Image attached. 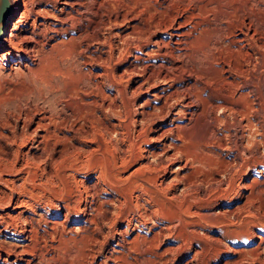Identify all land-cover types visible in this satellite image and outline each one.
I'll use <instances>...</instances> for the list:
<instances>
[{
    "label": "bare ground",
    "instance_id": "obj_1",
    "mask_svg": "<svg viewBox=\"0 0 264 264\" xmlns=\"http://www.w3.org/2000/svg\"><path fill=\"white\" fill-rule=\"evenodd\" d=\"M8 1L10 6L1 21L0 40L12 7L16 16L3 37L4 49L0 51V114L4 116L3 122H0V161H5L0 164H3L7 172L24 173L23 181L33 178L37 174V169L42 172L43 178H46L45 180L49 183L56 179L53 187L47 188L52 194L51 197L67 201L64 206L68 211L74 209L76 212H82L83 214L79 216L84 218L81 222L85 226H87L86 222L94 223L98 227L100 226L98 221L103 224L112 222L118 217L117 215L122 213L124 207H127L128 214L133 209L134 212L138 211V215L143 219L140 221L139 218H136L139 223H147L157 216L173 222L175 219H181L184 214H196L197 212L191 211L188 205L184 208L185 200L179 199V194L170 192L180 182L185 189L190 188L195 176L201 170L193 164V161L197 159L187 153L188 143H185L191 139L193 130L191 132L189 130L194 124L203 126L206 132L204 145L212 147L205 148L208 152L206 155H214L217 159L214 166L221 167L223 171L232 167L229 169L233 170L231 176L238 174L240 163L247 158V154L245 157L243 151L251 152V147L255 148L256 143L264 149V0ZM91 4L108 10L105 9L109 14L102 22L107 24V27L109 24L125 27L120 31L113 32L109 25L108 34L101 33L102 37L98 33L84 34L85 32L81 30L78 39L91 38L100 43V39L104 37L105 40L102 39L101 43L104 42L106 46L109 44L111 51L108 53H111V56L113 55V45L116 43L113 44L111 38L117 37L120 39L121 45L118 46H121L122 54H129L132 49L141 50L146 54V57L135 54L136 61L130 64L131 67L141 68L138 73L140 76L139 88L141 85L147 90L154 87L152 97L144 100L143 105L150 106L156 112L150 108L151 111H146L147 109L144 107L141 118L145 122L153 120L155 117H152L153 114L164 118L161 129L155 138L144 137L145 133L142 132L143 130L141 131L145 140H156L159 144L158 147L152 148V151L148 150L151 158L146 157L143 162L140 161L139 168L142 170V175L139 178L136 176L132 178L129 175L124 177L117 170V159L122 166L126 167L132 161L145 155L142 154L143 147L139 141L133 143L130 140L133 144L129 141V148L125 150L129 153L121 148L122 151L114 161H101L95 155L100 148L101 150L107 149L109 143L104 136V131L99 128L104 124L103 120L101 119L102 124L97 126L96 122L100 119V115L97 116L96 113H93L94 110L89 104L90 100L92 103V100L97 98L89 100L82 98L81 92H85L83 89L86 86L82 88L83 85L79 82L84 83L82 79L80 81L82 77L87 79V82H92L98 72L95 73L86 66L81 69L82 71H79L82 75V77L78 76L79 80L74 74L75 71L72 72L77 69L78 64L84 65L98 58L104 59L109 54H99L96 49H89L88 45L74 41L69 53L72 52L73 55L78 56L72 59L67 58L68 60L63 59V56L61 58L63 62L58 58L69 48V42L76 40L75 35L70 36L71 30H74L78 24L80 25L86 17L88 19V5ZM1 8L0 0V14ZM95 22L97 23L96 20ZM96 26L99 27L98 23ZM160 32L164 33L159 34ZM68 35L70 37L66 38ZM154 36L156 38L153 39ZM147 44H150L149 48H145ZM82 50L88 51L84 53ZM13 57L17 60L13 65L8 64V59ZM59 61L61 64L58 63ZM52 63L57 64L58 67L55 65L57 68L52 70L50 67ZM95 83L97 85V81ZM84 85L86 84L84 83ZM93 88L92 86L90 91ZM55 110L71 113V116L76 115V118L81 117L89 122L91 120V123L95 122L96 125L93 124L92 128L94 131L91 130L89 135L90 142H93L94 146L92 145L90 148L83 146L85 147L83 148L76 145L71 150L68 144L67 147L63 146V153L58 158L49 155L50 153L47 151L49 140L53 143V145L50 143V149L51 147L53 149L57 143L67 142L68 139L75 137L79 138L78 141L81 145L88 144V139H81L78 135L79 125L75 126V121L73 122L74 126L69 124L70 135L64 132H62L63 135H60V130L63 128L61 124H66V120L65 116L63 119L61 116L62 121H65L61 123V120L56 118L58 114L54 115ZM87 112L92 114L91 117H88ZM66 118L68 119V117ZM142 120L140 123L143 122ZM111 126L113 127L114 124L112 123ZM112 127H104V130L111 133L115 130ZM87 132L83 131L82 135ZM27 143H32L33 147L22 151L21 146ZM224 149L231 150L230 160L226 161L220 155V151L222 152ZM56 150L58 149L56 148ZM19 161L24 162L23 167L17 166ZM40 162H45L44 166H41ZM198 162L202 161L198 160ZM69 170L71 171L69 172ZM168 170L173 172L171 177L163 179L162 175ZM76 172H81L85 176L84 179H76L74 176ZM36 183L38 182L36 181ZM47 184L45 185L47 186ZM25 185L26 183L22 182L17 186L21 190ZM50 185L52 186V184ZM103 185L113 190L114 197L110 198L104 194V197H101V191L107 190ZM244 185L249 189L252 188L248 183ZM72 188L84 192L87 196L86 199L83 200L82 195L79 198L74 197V199L72 195L75 193ZM10 189L12 190L13 187L11 186ZM28 190L30 191V189ZM22 192L27 194L25 189ZM133 196L137 198V201H133ZM36 199L38 200V198ZM70 199L72 202L68 201ZM141 199H144V202ZM177 199L180 200L177 205L178 211H174L169 202L171 200L170 203H172ZM6 200H12L11 194ZM83 201L85 203L81 206ZM18 202L19 205L29 206L33 212H36L35 206L29 204L30 202L24 199H18ZM103 203L108 206L104 208ZM145 203H149L150 207H147ZM103 208L104 212H101ZM88 209L91 211L88 212ZM23 214H25L24 211H20L16 216H9V219L0 214V223H5L3 225L5 229L11 226L22 233V238L28 237V242L24 243H17V241L16 243L15 241L6 243L4 239V241L0 240V249L2 247L8 253L13 252L16 256L21 255L18 258L23 262L22 264H33L36 258L39 259L37 261L40 264H111V260L115 256L112 253H105L100 260H96L97 255L91 251V249L95 250L91 244L99 242V246H101L100 243H104L102 239L89 234L81 238L70 235L66 237L68 234L65 235L63 227L61 228L62 220L60 222L53 221L51 224L45 221L47 227H43L44 232H39V227L42 225L39 223L40 220L35 219L36 217L34 218L31 213ZM111 214H114V217ZM123 218L126 220V224H130L133 219L127 214ZM257 218L258 222L264 223V217L257 216ZM251 229L253 230V228ZM250 232L249 234H251ZM57 234L59 238L55 239L59 244L53 245V243L49 247L59 250L63 255H59L60 253H55V251L49 255L48 251L46 252L48 250L46 245L38 243L39 239L45 237L53 239ZM124 238L118 242L121 247L124 246L123 241L126 240ZM143 238L142 240H144ZM261 239L263 241V237ZM131 245L129 244V247ZM136 248L137 246L134 249L137 250ZM119 249L116 248L115 251L118 252ZM246 250L241 251L242 255L238 261L235 260L237 264H264V249L260 242ZM117 256L125 258V254H117ZM240 260L243 263H240ZM128 261L129 264L138 263L137 261L135 263Z\"/></svg>",
    "mask_w": 264,
    "mask_h": 264
},
{
    "label": "rangeland",
    "instance_id": "obj_2",
    "mask_svg": "<svg viewBox=\"0 0 264 264\" xmlns=\"http://www.w3.org/2000/svg\"><path fill=\"white\" fill-rule=\"evenodd\" d=\"M92 5L93 4L88 5V9H89L88 15L89 16L88 15L87 16H88L89 20L86 17L81 22L80 25L78 24L74 30H71L70 36L72 34H73V36L75 35L76 40L74 39L73 41L71 40L72 42L71 41L69 42V44H68L69 48L66 49L67 51L65 50L63 52L64 55H63V53L60 54V56L58 57L59 60L61 58H63V56H64L63 59H65V58L66 59L67 58L72 59V58H76L78 56V55L76 56L75 54L73 55L72 52L69 53V51H71L70 47H72L71 44L74 41H80V43L82 45H88L90 47L89 49H96V52L99 54L106 53L105 55H107V53L111 51V47L108 46L109 44H107V46H106L104 42H103L104 44L101 43L102 39L105 40L104 37L100 39L101 40L100 43L97 42L95 39H91V38H82V39L80 38V39H78L79 35H80L79 33L82 31L85 32L84 34H97V33L98 34L104 33L105 35L108 34L107 29H108L110 24L107 27V24L102 23L107 18L106 15L109 14L108 12H106L107 9L105 8L106 9L105 10L104 7L98 8L96 6V4H94L93 5L94 8H92L93 7ZM96 7H97V9L95 10ZM101 10H102V12H101ZM15 16H16V14L14 13L13 7H12V11H11V13L7 19V22L5 24V30L2 34V39L0 40V51L2 49H4L3 48L4 44H3L2 40H3V37L6 35L7 31L9 30V27H11V25H12L11 21L13 20V18ZM99 16H100V18H99ZM93 19H94V21H93ZM95 20L97 21L99 27L96 26L97 23L95 22ZM94 24H95V27H94ZM80 26H81V28H80ZM105 26H106V28H105ZM124 27L125 26L110 25V29L113 32L114 31L115 32L120 31V29H122ZM163 33L164 32H160L159 34H163ZM76 34L78 35V37ZM157 35H158V33H157ZM70 36L68 35L66 38H68ZM102 36L103 35L101 34V37ZM154 38H156V36H154L153 39ZM111 39L113 41V44L115 42L117 43V44L115 43L113 45V50H112L113 55L110 56L111 53H108L109 55L104 57V59L98 58L97 60H93L92 62H89L88 64H84V65L78 64L79 67L77 65V69H74L72 72H74V71L76 72V73L74 72V74H76L77 80H79V78L82 77V75L80 74L79 71L81 69H84L86 66H88L93 72H95V73L98 72V73H96L97 75H95V78L93 79L92 82H87V79H85L84 77L80 78V81L83 80L86 85H84L83 82L78 81L81 85H83L82 88H84L85 86L87 87V88L85 87L83 89V91H85V92H81L82 98L87 99V100L97 98V99H93L94 101L92 100L93 104L91 103V100L89 103L90 107H92L91 109L94 110L93 113H96L97 116H98V114L100 115L99 116L100 119L97 120V122H96L97 126L100 125L102 120H103L102 122L105 124L104 125L101 123L102 126L100 125L101 127L99 126V128H101L102 131H104V136H106L105 138H106L107 142L109 143V145H108L107 149L103 148L105 151L103 149H102L103 150L102 151L100 148L96 152L95 155L101 161H106V160L107 161L108 160L114 161V160H116V157L119 154V152L122 151L121 148H123L125 151L129 148L130 143L133 144L134 142L139 141L143 147L142 148V154H145V155H143L141 158H139L136 161H132L126 167L122 166V164L119 162V159H117V162H118L117 170H118L119 174L121 173V175L124 177H127L129 175L132 178H135V176H136V178H139L142 175V170L139 168L140 161L143 162V160H145L146 157L151 158L150 153H148V150L150 149L149 151H152L151 149L152 148L154 149L159 144V142L156 140H145L144 137L149 136V137L155 138L161 129L160 127H161L162 122H163L162 119H164V118H161V117L157 116L156 114L152 115V117L155 116V117H153V120H149L146 122L143 121L141 118V117H143L142 111L144 110L143 109L144 107H145V109H147L146 111H148L150 109L152 110V108L150 106L143 105V102H144V100H147L148 98L152 97V92H153L152 89H154V87L147 90L145 87H142V85H141V87L139 88L140 84L138 86V83L140 80L139 79L140 76L138 73H140L139 69L141 70V68L133 67V66L131 67L130 64L132 62L136 61L135 56H134L135 54L142 55L145 57H146V54H144L141 50L139 51L137 49H132L131 50L132 52L129 54H126V55L124 53L122 54L123 51L121 49V46H118V45H121V43L119 42L120 39H118L117 37H113ZM108 41H109V39H108ZM103 47H104V49H103ZM149 47H150V44H147L145 48H149ZM118 49L120 50V52L118 51ZM82 51L85 53L88 50H86V51L82 50ZM68 54H70V55H68ZM107 58H108V60H107ZM63 59H61L62 62H63ZM16 60H17V58L15 59V57H13L11 59H8L7 63L13 65V63ZM61 61H59L58 63L61 64ZM136 63H138V62H136ZM52 65L50 66L52 68V70L56 66L58 67L57 64H55L56 65L55 66L54 63H52ZM80 67H82V68H80ZM67 75H69V74H67ZM78 76H80V77H78ZM96 81H97V85L95 83ZM91 85L94 87L91 90L92 93L90 91V89L92 88ZM88 87H89V89H88ZM87 90H89V91H87ZM90 94H91V96H90ZM81 97H80V99H81ZM94 102H96V103H94ZM141 105H143V106H141ZM107 106H108V109H107ZM89 110H90V108H89ZM54 112H55V114H54L55 116L58 114V116H56V118H59L58 120L59 121L61 120V123L65 122L64 120L62 121V119L64 118L63 116H65L66 124L65 123H62V124H64L66 127L61 124V126L63 128H61V130H60V135H63L62 132L67 133V135L68 134L70 135L71 133L68 130V129H70V125H72V126H74V125L78 126L79 125L78 126L79 128H77V133L81 139H88L87 143L89 145L88 144L81 145L80 142L78 141L79 138L75 137V138L68 139L67 142L65 141V142L57 143V145L55 147H53V149L55 148L53 150L52 147L50 149V143H52V142H51V140H49V146H48V150H47L48 153H50L49 155H53L52 156L53 158H58L63 153L62 152L63 146L67 147L68 144L70 145L71 150H73L74 146H76V145L82 146V147L85 146L86 148H90V147H92V145L94 146L93 142H90V138H89L90 136L89 135L91 133V130L94 131L92 128H93V124H95V122L91 123L92 122L91 120L89 122L88 120L86 121L84 118L81 119V117L80 118L77 117L79 119L78 120L76 118V115L73 117V115L71 116V113L67 114L65 112L66 113L65 114L64 112H60V111L58 112L57 110H55ZM89 112H87L88 113L87 115H88V117H91L92 114ZM1 115L2 114H0V122L2 123L4 120V116H1ZM69 115H70L71 119L69 118ZM66 117H68V119ZM1 118H2V120H1ZM75 118H76V120H75ZM131 119H133V120H131ZM141 120L143 121L142 123H140ZM74 121L76 123L73 125ZM132 121H136L138 124L136 122H132ZM67 122H68V124H67ZM79 122H80V124H79ZM131 122H132V124H131ZM110 123L114 124V126H113L114 128L111 126ZM81 124L83 126H80ZM107 126H109L110 128L112 127L115 130L112 131L111 133L110 132L108 133L104 130V127H107ZM80 128L81 129L83 128V130H81ZM88 128H90V129L88 130ZM83 131L84 132L89 131V132L82 135ZM141 131L145 134L143 135V133H141ZM147 132H148V134H147ZM189 132H191V136H190L191 139H190V141L185 142L186 144L188 143L187 144L188 145L187 153L189 155H191L192 157L197 159V160L193 161V164L197 165L196 167H198V169H201V170L199 171L200 173L198 172V175L195 176L190 188L187 187L185 189L183 187L182 183L180 182V183H177L176 186L170 190V192L171 193H177V195L179 194L178 195L180 197L179 199L185 200L184 208H186L185 206L188 205V208L191 211L193 210V211L197 212L194 215L184 214L181 216V219H178V220L175 219L173 221L174 223L170 222L167 219H162V217H160V216H157L156 218L149 220L147 222L148 224L146 222L145 223H142V222L139 223L138 221H136L137 220L136 218H139L138 220H140V221H143V219H141L140 216L138 215V213H137L138 211L136 210L134 212V209H133L132 211L130 210V212L128 214V212H126L127 207H124L125 206L124 205L123 206L124 209H122V213L119 215L116 214L118 217H116V219H114L112 221L113 223L107 222V223L103 224L97 220L101 227L96 226L94 223L89 224L88 222H86L87 226H85L84 223L81 222V220L84 218H80V216H79V215L83 214L82 212L81 213L78 211L76 212V210H74V209L68 211V210H66V207L64 206L67 203V201H63L62 199H54L53 197H51L52 194L50 193V190H48V189L53 187V185L55 183L54 181L56 179H54V181L49 183V181L45 180L46 178H43L44 175L41 174L42 172L37 169V171H36L37 174H35L33 176V178H31V179L27 178L26 180L23 181V175H25L24 173L16 174V173L7 172L4 169L3 164H0V167H1L0 168V171H1L0 172V198H1L0 199V204H1L0 205V212H1L0 214L1 215L3 214L2 215L3 217H5L6 219H9V216H16V214H18L20 211H24L25 214L31 213L32 215H34L33 217L34 218L36 217L35 219H39L40 220L39 223L42 224L39 227V232H44L43 227H47L46 223H44L45 221L48 224H51L53 221L60 222L62 220L61 223H63V224L61 225V228L63 227L65 235L68 234V235H66V237H68L70 235V236H75L76 238H81V237H85L89 234L92 236H96L99 239H102L104 241V243H100L101 246H99V242L97 244H91V246H93L95 248V250L91 249V251L95 252V255H97L96 260H100L105 253L106 254L112 253V255L113 256L115 255V256L113 257V260H111V264L112 263L113 264H129L128 260L132 261L133 263H135L137 261L138 262L137 264H229L230 262H231L230 264H237L236 262L238 261L239 257H241V255H242L241 251H244L248 248H252L254 245H257L259 242L261 243L262 249H264V223L257 221L258 220L257 216L258 217L259 216L264 217V155H263L264 149L260 144L256 143V147H257V148L255 147L256 149L254 147H251V149H250L251 152L248 150L243 151V155L245 154L244 156L246 157V154H247V158L240 163V168H239L238 174L231 176L230 174L233 172V170H229V169H231L232 167L229 169L227 168L226 169L227 171H223V170H221V167L218 168L216 164H215L216 166H214V162L217 161V159L214 155H210V154L206 155V153H208V152L206 151L205 148L210 149L212 147L204 145V139H205L204 137L206 136V132H205L203 126H201L200 124H194L192 126V129L189 130ZM105 133H107V134H105ZM87 134H88V136H87ZM137 136H139V137H137ZM133 137H136V138H133ZM140 139H143V140L140 141ZM130 140H132L133 143ZM129 141H130V143H129ZM61 144H62V146H61ZM63 144H66V145H63ZM52 145H53V143H52ZM125 146H127V147H125ZM29 147L30 148L33 147L32 143L24 144L23 146H21V149H22V151H27V150H29ZM85 147H83V148H85ZM56 148L58 150H56ZM204 151H205V153H204ZM125 152H128V151H125ZM209 152H210V150H209ZM262 152H263V154H262ZM128 153H125V154H128ZM220 153H221L220 155H222L226 161L231 159L232 154H231L230 149H224V150H222V152L220 151ZM213 156H214V158H213ZM95 159H97V158L95 157ZM219 159L222 160V158H219ZM198 160L202 161V162L199 163ZM3 162H5V161H0V163H3ZM246 162H247V164H246ZM41 163L43 164L45 162L39 163L41 166H44V164L42 165ZM18 165H19V167H23L24 162L19 161L17 166ZM45 165L48 166L47 164H45ZM207 166H209V167H207ZM215 167H216V169H215ZM70 171L71 170H69V172ZM171 171L172 170H168L167 172H165L162 175L163 179L170 178L171 173H173ZM201 171H203V172H201ZM218 171H219V173H218ZM224 173H225V175H224ZM18 175H19V177H18ZM74 176L78 180L84 179L83 177H85L84 175L81 174V172L74 173ZM70 179H72V177H70ZM36 181L38 183L35 184ZM22 182L24 184L26 183V185H25V187H23L20 190L19 186H17V185H20ZM41 182H43V183H41ZM44 182H45V184L48 183L47 186L44 184ZM31 183H32V185H31ZM246 183L251 185L252 188H250V189L247 188L244 185ZM50 184H52V186ZM71 184L73 185V183H71ZM11 186L13 187L12 190L10 189ZM103 187H105L107 190L101 191L102 192L101 197L103 196V194L108 195L110 198L114 197V194H113L114 192L110 187L105 186V185H103ZM24 189H25V193H27V194H24L23 192L21 193V191L22 190L24 191ZM27 189H30V191L29 190L27 191ZM35 189H36V191H35ZM72 190H74V193H75L74 195H72L73 198L74 197L79 198L82 195L83 200L86 199L87 196L84 192H82L78 189H73V188H72ZM45 191H47V192H45ZM36 193H38V194H36ZM135 193H136V191H135ZM9 194H11V196H12L11 201L6 200V199H8ZM98 194H100V193L98 192ZM28 195H29V197H28ZM24 197L25 198L27 197L28 199L27 198L25 199ZM36 198H38V200ZM18 199L19 200L24 199V200L30 202L29 204H31V205L33 204L35 206L34 208L36 209V212H33V210L31 208H29V206L19 205ZM45 199H48V200L46 201ZM121 199H123V198H121ZM68 201L72 202L71 199ZM133 201H137V198H135V196H133ZM141 201L144 202V199H141ZM179 201L180 200L177 199V201L173 200L172 203H170L171 202V200H170L169 205L174 211H178L177 205H178ZM1 202H3V203H1ZM84 203L85 202L83 201L81 203V206H83ZM29 204H27V205H29ZM103 204H104L103 205L104 208L108 206V204H106V203H103ZM145 205L147 207L148 206L150 207L149 203H145ZM104 208L101 212H104ZM111 210H113V209H111ZM65 211L66 212L68 211L67 215H66ZM90 211L91 210L88 209V212H90ZM25 214H23V215H25ZM125 214L133 217L132 222L130 224H126V220L123 218L125 216ZM253 214H254V216H253ZM85 215H87V214H85ZM42 216H43V218H41ZM111 216L114 217V214H111ZM255 216H256V218H255ZM64 217H65V219H64ZM133 223L135 226L133 225ZM169 223H171V224H169ZM4 224L0 223V229H1L0 240L1 241L5 240L4 242H6V243H8V242L14 243V241H15V243H16V241H17V243H21V242L24 243L25 241L28 242V237L22 238V233H20V231H18V230H15V228H13L11 226L9 228L5 229L3 226ZM170 227H172V228H170ZM246 227H247V229H246ZM90 228H91V231H90ZM99 228H101L102 230L100 229V231H99ZM251 228H253V230ZM95 229H97V230H95ZM88 231H89V233H88ZM250 231H252V232H250ZM249 232L251 234H249ZM137 233H140V234H137ZM121 234L124 235L125 238L122 237ZM137 235H139L140 237L142 235L143 236L140 238L139 236L137 237ZM57 236H58V234H57ZM57 236L54 237L53 239L51 237L40 238L38 243L39 244L41 243L43 246L46 245V249H48V250H46V252L48 251L47 252L48 254L49 253L52 254V253H54L53 251H55V253L57 252V253H60L59 255H63L59 250L49 247V245L53 244V243H54L53 245L59 244V242H56V239H55V238H57V239L59 238V236L58 237ZM261 237H263V241H262ZM122 238L126 239L123 241V243H124L123 247H121V245H119V243H118L120 241V239H122ZM142 238L144 240H142ZM128 239H130L129 241L132 240L133 242H129ZM145 239H146V241H145ZM137 240H139L140 243ZM142 241H144L143 243L145 246L142 245L143 244V243H141ZM128 242L130 245L133 243L132 244L133 246L131 245L133 247V249H131L132 248L131 246L129 247ZM138 244H140L139 249H138ZM135 246H137V248H136L137 250L134 249ZM116 248H120L119 249L120 251H118L119 253L117 251H115ZM1 249H2V247H1ZM1 249H0V264H22L23 263L18 258V257H21V255L16 256L15 253H13V252L8 253L4 249H2V250ZM108 249H111V250L113 249V250L111 251ZM121 252H122V254H121ZM115 253H117L118 255L125 254V258H118L117 254H115ZM89 257H91V256H89ZM127 258H128V260H127ZM145 258H147V259H145ZM12 259H14V260H12ZM37 260H39V259L36 258L33 264H40ZM235 260H237V261L235 262ZM120 261H121V263H120ZM240 261H241L240 263H243L242 260H240Z\"/></svg>",
    "mask_w": 264,
    "mask_h": 264
},
{
    "label": "water",
    "instance_id": "obj_3",
    "mask_svg": "<svg viewBox=\"0 0 264 264\" xmlns=\"http://www.w3.org/2000/svg\"><path fill=\"white\" fill-rule=\"evenodd\" d=\"M2 3V8H1V14H0V26H1V21L3 16H5L6 12L8 11L9 8V1L8 0H1Z\"/></svg>",
    "mask_w": 264,
    "mask_h": 264
}]
</instances>
